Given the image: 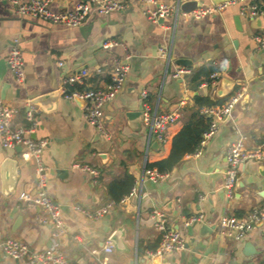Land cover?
<instances>
[{"label":"crops","instance_id":"obj_1","mask_svg":"<svg viewBox=\"0 0 264 264\" xmlns=\"http://www.w3.org/2000/svg\"><path fill=\"white\" fill-rule=\"evenodd\" d=\"M79 1L49 3L52 10L65 12ZM122 1L128 4L125 11L100 14L94 5L81 25L71 27L20 16L12 4L0 0V99L19 108L13 123L25 126L31 102L47 96L33 105L37 126L32 136L49 140L42 160L48 172L47 191L62 207L65 233L60 242L68 264H264V216L240 240L219 225L225 215L245 217L255 208H264V162L249 160L240 166L231 198L224 189L228 145L240 135L247 136L249 145L264 136V48L255 39L256 33L264 30V0H243L199 19L175 12L157 21L145 12L154 5L145 0ZM200 1L203 5L214 2ZM250 4L261 7L263 13L255 18L241 15V8ZM236 15L242 29L235 24ZM109 36L122 44L103 49ZM15 39H19L25 60L21 83L7 64ZM160 48H167L166 57L160 55ZM126 53L131 57L127 59ZM115 57L128 61L130 69L122 92L104 107L106 136L86 122L84 103L65 99L60 90L68 75L84 68L90 70L85 83L71 88L106 87ZM180 58L191 60L192 71L173 78L171 73L180 65ZM100 65L104 70L96 74L94 69ZM211 69L218 72L216 83L202 86L210 81ZM142 90L148 91L152 111L179 114L165 143H160L142 120ZM235 91L243 96L233 118L221 124L200 156L184 157L164 179L144 176L148 163L168 157L173 137L195 111L210 122L204 112L207 105H201L197 97L225 102ZM14 159L18 165L9 189L8 162ZM84 165L99 170L98 183L80 167ZM126 174L134 177L136 187L126 201L116 202L99 218L77 209L94 211L112 201L109 184ZM35 191L33 162L22 156L21 148L6 149L0 140V231L5 237L24 241L33 251H42L52 245V227L39 220L40 207L20 198L22 192ZM155 208L163 212L167 226L180 231L186 240L183 250L162 258L148 256V250L159 245L163 232L159 219L153 217ZM199 214L204 217L190 234L186 222ZM202 223L213 232L200 236ZM120 228V242L125 247L106 252L107 241ZM0 264L26 262L0 252Z\"/></svg>","mask_w":264,"mask_h":264},{"label":"built area","instance_id":"obj_2","mask_svg":"<svg viewBox=\"0 0 264 264\" xmlns=\"http://www.w3.org/2000/svg\"><path fill=\"white\" fill-rule=\"evenodd\" d=\"M12 4L14 12L20 16H29L41 18L52 23L64 24L71 27L81 25L87 18L92 7L96 5L100 14H109L114 11H125L128 4L122 0H81L74 7L65 12L54 11L50 7L49 0H7ZM183 1V0H182ZM182 1H173L170 3L161 2L159 0H145L147 4L154 5L145 9L150 19L157 21L160 17L169 16L175 12L180 13L185 18H202L206 15L222 12L230 4H236L243 0H225L218 3L211 2L201 5L189 12L182 11L180 5ZM263 13V9L257 5H245L241 8L240 14L249 18H255ZM255 39L259 47L264 48V30L256 33ZM122 42L116 37H106L103 43V49L121 45ZM160 55L166 57L168 55L167 48H160ZM130 54L126 53V58H130ZM62 65V62H59ZM7 64L13 72L17 82L21 83L25 79V60L23 50L20 46L19 39H15L10 46L7 56ZM130 64L115 57L110 70L111 81L106 87H88V88H71L76 83H85V79L89 76L90 70L82 69L78 73L70 74L65 79V86L61 88L62 96L67 100H82L84 103V118L86 122L96 128L102 135H108L105 125L104 107L107 103L115 100L122 92L126 80ZM103 66H96L94 72L101 73ZM189 66L178 65L174 68L171 75L173 78H181L191 73ZM218 72L210 74V81L203 82L202 86L210 83H216ZM141 97L144 99L142 120L149 125L151 133L160 143L168 140V129L171 124L179 119V114L175 111H152L147 101L148 91L142 90ZM243 92L235 91L228 99L219 105L207 106L204 112L211 117L209 126L202 133L200 144L192 154L198 157L202 154V150L207 141L217 133L221 124L233 118V110L240 102ZM19 108L16 105L8 104L0 99V140L2 146L6 149L21 148L22 156L26 160H30L34 164L36 174V191L35 193L22 192L20 198L29 204L41 208L38 216L43 223H48L52 227L51 239L52 245L42 251H33L27 243L22 240L5 237L0 231V247L4 252L17 260L24 259L26 264H68L64 254L60 238L65 233L64 219L62 216V207L57 203L47 191L48 172L42 160V153L48 145V139H37L32 136L37 126L36 111L33 105L29 106L27 112L28 124L25 126H15L13 123L14 116L18 113ZM226 160L228 168L225 172L224 189L228 197L234 195V190L238 183L239 168L249 160L264 162V136L262 140L254 145L247 143V136L240 137L231 142L226 149ZM84 170H88L92 175L93 182H99L100 172L95 168L87 165L80 166ZM144 176L154 181L164 179L168 176V172H161L156 168H146ZM136 187L133 186L131 192L124 196L120 202H124L130 195L135 193ZM113 200L107 202L103 206L94 211L86 210L78 206L77 209L92 218H99L108 213L109 209L115 204ZM264 216V208H255L248 216L236 217L225 215L220 219L219 225L222 229L229 231L233 236L240 240L244 238L253 229L255 223L260 222ZM153 217L159 219V225L163 232L159 245L153 250H148L149 258L165 257L173 252L183 250L186 247V240L176 229L169 228L166 224V217L159 208L153 209ZM204 214L193 216L187 220V224L194 221L202 220ZM108 253L114 251V246L109 239L105 246Z\"/></svg>","mask_w":264,"mask_h":264},{"label":"trees","instance_id":"obj_3","mask_svg":"<svg viewBox=\"0 0 264 264\" xmlns=\"http://www.w3.org/2000/svg\"><path fill=\"white\" fill-rule=\"evenodd\" d=\"M214 72L211 69L208 73ZM197 100L201 105H217L222 104V100L213 101L206 97H197ZM207 117L195 111L191 117L184 123L181 130L173 137L172 148L168 157L156 161L154 163H148V168H156L161 172H169L176 165H178L184 157L192 155L198 145L200 144L202 133L209 126ZM135 183V179L132 175L126 174L125 177L115 179L109 184V194L114 202H120L121 199L130 192L132 186Z\"/></svg>","mask_w":264,"mask_h":264},{"label":"water","instance_id":"obj_4","mask_svg":"<svg viewBox=\"0 0 264 264\" xmlns=\"http://www.w3.org/2000/svg\"><path fill=\"white\" fill-rule=\"evenodd\" d=\"M179 1H182V0H179ZM221 1H225V0H214L215 3H218V2H221ZM204 2V1H203ZM202 5L201 1L200 0H183L181 2V5H180V9L182 11H186V12H189L197 7H200ZM235 24L237 26L238 29H242V24H241V19H240V16L239 15H236L235 16ZM235 44L237 43V41L234 42ZM180 65H185V66H190L191 65V60L189 59H186V58H180L178 61H177ZM59 93V91H58ZM47 98L46 95L44 96H40V97H37V98H34V100L31 102L33 105H38L37 103H41L42 101H44L45 99ZM76 101H82L80 99H77ZM41 106V105H39ZM42 109H46L44 106H41ZM20 149V147H17ZM11 162H8V164H11V166L9 167L11 170H10V173H9V177H8V180L10 182L9 184V189L11 188V185L13 184L14 180H15V169L17 170V165H18V162L17 160H10ZM9 191V190H8ZM198 223V221H194L193 223L189 224L188 225V230H189V233L190 234H193V229L195 227V225ZM213 232V228L210 227L208 224H205V223H202L201 226H200V231H199V235L204 237L206 236L207 234H211ZM122 234V230L121 228L118 229L116 232H114V234H112V236L110 237V240L114 246V249L116 251H119L121 249H123L125 246H124V243L120 240H121V237L120 235ZM64 237H62L61 239H63ZM0 252H4V250L0 247ZM5 253V252H4Z\"/></svg>","mask_w":264,"mask_h":264}]
</instances>
